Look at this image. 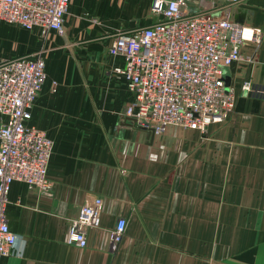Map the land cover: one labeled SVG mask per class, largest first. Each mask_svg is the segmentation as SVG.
<instances>
[{"label": "crops", "instance_id": "0c3cea01", "mask_svg": "<svg viewBox=\"0 0 264 264\" xmlns=\"http://www.w3.org/2000/svg\"><path fill=\"white\" fill-rule=\"evenodd\" d=\"M151 2L70 0L64 35L48 40L0 22V64L44 58L29 125L53 142L51 195L10 188L18 242L0 264H264V0L229 7L231 20L261 39L244 44V59L225 70L236 98L228 119L204 133L170 127L149 139L124 117L129 98L110 75L116 62L107 49L115 30L159 21ZM93 198L103 201L101 227L88 229L78 248L67 227ZM118 219L126 228L112 253L108 231Z\"/></svg>", "mask_w": 264, "mask_h": 264}, {"label": "built area", "instance_id": "2783aa9c", "mask_svg": "<svg viewBox=\"0 0 264 264\" xmlns=\"http://www.w3.org/2000/svg\"><path fill=\"white\" fill-rule=\"evenodd\" d=\"M193 1L195 8L190 7ZM240 1L152 0L150 13L160 18L158 22L115 30L107 51L116 62L110 75L128 94L124 117L154 136L170 127L204 133L210 125L224 122L236 99L225 85V70L244 59V44L261 39L260 30L231 20L229 7ZM69 2L0 0V22L38 31L41 38L63 36ZM45 80L41 54L0 64V261L18 242L7 217L12 184L45 196L52 191L47 173L53 142L29 125ZM242 90L250 91V84L244 83ZM102 205L101 198H93L80 208L67 227L69 244L87 246L86 231L101 227ZM125 228L126 220L118 219L108 231L110 252L118 250Z\"/></svg>", "mask_w": 264, "mask_h": 264}, {"label": "rangeland", "instance_id": "374dc122", "mask_svg": "<svg viewBox=\"0 0 264 264\" xmlns=\"http://www.w3.org/2000/svg\"><path fill=\"white\" fill-rule=\"evenodd\" d=\"M50 36H51V35H50ZM50 36H49V35H48V36L46 35L44 38H45L46 40H48V38H49ZM44 38L42 37V39H44ZM40 48H42L41 50H47V48L45 47V42H44L43 40L41 41ZM234 108H235V106H234ZM234 108H233V111H234ZM233 111H232V112H233ZM230 115H231V114H230ZM227 119H228V118H227ZM227 119H226V120H227ZM226 120H225V121H226Z\"/></svg>", "mask_w": 264, "mask_h": 264}, {"label": "water", "instance_id": "95a60500", "mask_svg": "<svg viewBox=\"0 0 264 264\" xmlns=\"http://www.w3.org/2000/svg\"><path fill=\"white\" fill-rule=\"evenodd\" d=\"M225 85H226V87L229 86V79L228 78H225ZM146 132L148 134L149 139L153 138V132L152 131H146Z\"/></svg>", "mask_w": 264, "mask_h": 264}]
</instances>
